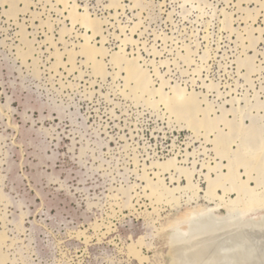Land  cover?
Wrapping results in <instances>:
<instances>
[{"label":"rangeland","instance_id":"1","mask_svg":"<svg viewBox=\"0 0 264 264\" xmlns=\"http://www.w3.org/2000/svg\"><path fill=\"white\" fill-rule=\"evenodd\" d=\"M72 5L104 23L93 44L139 58L151 89L197 96L204 124L135 93L109 58L96 75ZM253 221L264 0H0V264H182Z\"/></svg>","mask_w":264,"mask_h":264},{"label":"bare ground","instance_id":"2","mask_svg":"<svg viewBox=\"0 0 264 264\" xmlns=\"http://www.w3.org/2000/svg\"><path fill=\"white\" fill-rule=\"evenodd\" d=\"M64 4L67 6L66 1ZM70 17L74 20V24H76V22H79V23H81V25L84 28L87 29V31L88 30L92 31L91 36H89L87 34H85L83 36L85 43L81 45V50L79 53L86 56L88 62L92 63L93 69H94V72L96 75H100L102 77L108 76V72L106 70V66H105L104 61H105V58H109L110 62L114 66H117L120 69V71L126 72L127 75L125 77V80L127 82H134L135 87L133 88V91L135 93H142V94L154 93L155 95L159 94L161 96L162 100L166 103L168 108L173 113L177 114L178 116H181V115L185 116V118L187 117V119H189V121H192V122L195 121L193 123V125H195V126H201L204 124V122L202 123L200 121H197V119L195 118L196 113L199 112V110H201V108L199 107L200 104L196 98L197 96H195L193 94L187 96L185 93V89L184 90H182V89L177 90L176 89V88H181V87H176L174 89V95L172 97L165 96L162 93L163 92L162 87L159 89H151V86L153 85L151 75L148 73V70L143 69L142 66L139 64V58H128L127 54L125 52V49H123V48H121V50L118 52H114V53L109 54L107 49L104 47V42H106L105 36H103V40L101 42L102 46L98 47L97 44L92 43V41H94L98 36L103 35L104 23L101 22L102 20H100L98 18H93L92 16L89 15L88 12H84V13L79 12L77 5H74V6L72 5L71 10H70ZM127 41H129V39H126L123 42L126 43ZM76 54L77 53H75L74 51H70V57L71 58H73ZM137 97H138V95H137ZM213 122H211V123L213 124ZM213 126H214V124H213ZM226 143H225V141L224 142L221 141L220 143L218 142V144H219L218 147H219V150L221 153L224 152V149L227 150ZM242 160H243V162L245 161L244 158ZM172 164H173L172 161H168L166 163L159 164V166L163 167V169H164L166 167L167 168L170 167ZM233 177H234V174H233ZM240 186H242V188L244 187V185H240ZM246 186L247 185L245 184V187ZM243 189L245 190V189H247V187L243 188ZM248 190H250V189L248 188ZM244 192H246V191H244ZM248 193H249V191H248ZM252 193H254V192L252 191ZM253 199H256V198L254 197ZM256 200H255V202H253L251 199V201L253 202L251 204H249L250 202L248 201V205L247 204L244 205L245 206L244 209L246 211L250 212L249 210L251 208L253 209L255 206L256 207L261 206L262 205L260 203L261 201L257 200L258 203H260V205H257L258 203H256ZM234 201L235 202H233V203H236L237 199ZM208 211H210V210H208ZM237 225L240 226L241 224L240 223L236 224V227H234L236 229H234L232 227L233 230L229 231L228 233L223 232L224 233L223 236L218 237L216 242L215 241L213 242V243H215L214 244L215 246L213 245L214 248L213 249L211 248L209 250V251H211L210 255L208 253L209 251L206 252L207 249H209V248H207V249L204 248L206 245L205 244L204 247H202V249L204 248L205 251L204 250H202V251L204 253H206L207 255L204 254V256L202 255L201 257L199 255L198 257L194 258L193 257L194 255H192V254L190 255V253H189V256L191 257V259H189L188 256L186 255L187 257H185V259L188 258L189 260L188 259L185 260L184 262H182V264H264V221L263 222H261V221L260 222H254L253 221L252 223H247V224L245 223L244 225L242 224L240 227H237ZM229 229H227V230H229ZM81 233H83V232H81ZM217 234H219V233H217ZM2 235H0V237ZM215 238H214V240H215ZM202 239L204 240V237ZM211 241H213V240H211ZM198 242H196V243H198ZM177 248L178 247H176V249ZM190 248L192 249V245ZM192 250H194V248ZM202 251H200V252H202ZM133 252L135 253L136 257L137 258L139 257L141 260L140 253L137 252L135 249ZM191 252H193V251H191ZM203 252L200 254H203ZM196 253L199 254L198 250H197V252H195V256H197ZM130 254H132V253H130ZM216 258L218 260H216ZM182 259H184V258H182ZM141 261L144 262L143 259Z\"/></svg>","mask_w":264,"mask_h":264}]
</instances>
